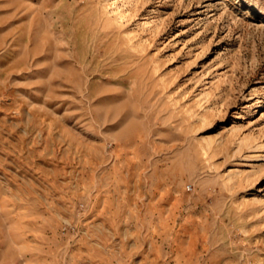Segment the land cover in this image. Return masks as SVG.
Wrapping results in <instances>:
<instances>
[{"label": "rangeland", "instance_id": "374dc122", "mask_svg": "<svg viewBox=\"0 0 264 264\" xmlns=\"http://www.w3.org/2000/svg\"><path fill=\"white\" fill-rule=\"evenodd\" d=\"M0 264H264V0H0Z\"/></svg>", "mask_w": 264, "mask_h": 264}]
</instances>
